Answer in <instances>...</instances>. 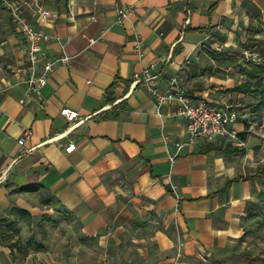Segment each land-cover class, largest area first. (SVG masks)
Segmentation results:
<instances>
[{
  "label": "crops",
  "instance_id": "obj_1",
  "mask_svg": "<svg viewBox=\"0 0 264 264\" xmlns=\"http://www.w3.org/2000/svg\"><path fill=\"white\" fill-rule=\"evenodd\" d=\"M17 1L53 36L43 61L72 60L28 93L26 41L0 8V264H182L231 252L264 194V135L238 111L255 93L241 61L255 55L245 34L264 0ZM146 67L159 90L175 77L193 99L237 109V136L184 146L171 164L186 120L171 105L158 114L132 83Z\"/></svg>",
  "mask_w": 264,
  "mask_h": 264
},
{
  "label": "built area",
  "instance_id": "obj_2",
  "mask_svg": "<svg viewBox=\"0 0 264 264\" xmlns=\"http://www.w3.org/2000/svg\"><path fill=\"white\" fill-rule=\"evenodd\" d=\"M22 4L17 0H0V8H3L18 27L26 41V62L28 74L22 80L28 93L38 94V90L47 82L48 72L53 68L55 62L68 64L72 56H61L55 60L43 61V42L49 41L53 36L37 30L31 22L23 15ZM130 7L119 11L117 21L125 19ZM48 11L41 10L40 15L45 17ZM92 41V40H91ZM138 47V46H137ZM158 73L152 67L143 68L140 72L132 75L133 84H141L155 97L158 114L164 106L171 105L173 109L171 116L184 118L186 120V134L174 143L175 150H167L169 161L174 163L178 151L184 146L195 145L198 141H211L215 137H226L229 139L237 136L233 125L238 121L237 109L227 103L217 104L204 99H193L187 91L179 84L177 78H172L166 90L155 87L154 81ZM90 82V81H88ZM24 100H21V102ZM60 114L69 122L76 121L77 112L63 107ZM24 138H19L17 144L22 145ZM74 149V144H69L66 151Z\"/></svg>",
  "mask_w": 264,
  "mask_h": 264
},
{
  "label": "rangeland",
  "instance_id": "obj_3",
  "mask_svg": "<svg viewBox=\"0 0 264 264\" xmlns=\"http://www.w3.org/2000/svg\"><path fill=\"white\" fill-rule=\"evenodd\" d=\"M246 57L257 60L258 54L255 53L253 56L247 54ZM241 63L246 66L245 61H241ZM248 78L247 75L243 77L250 81ZM250 90L249 92L255 93L243 107L238 108V111L245 113L252 119V122H255L252 126L253 130L264 135V99L262 100L260 93L262 88L255 86ZM256 204L248 213L245 232L239 240V244L231 252L212 254L205 260L184 256L182 264H262L264 258V194Z\"/></svg>",
  "mask_w": 264,
  "mask_h": 264
},
{
  "label": "trees",
  "instance_id": "obj_4",
  "mask_svg": "<svg viewBox=\"0 0 264 264\" xmlns=\"http://www.w3.org/2000/svg\"><path fill=\"white\" fill-rule=\"evenodd\" d=\"M61 1V0H57ZM65 1V0H63ZM58 3V2H57ZM256 10V17L257 24L249 26L246 30V39L245 44L248 50L251 51V53H257L258 59L255 60L252 57L248 58L246 61V65L249 67V69L246 71V75L251 79V82H249V86L253 84V80H255L254 85L256 87L262 88L260 91L262 100L264 99V14L261 13V11L255 7ZM262 34L261 38H257L256 35ZM251 35V36H250ZM234 90L237 91H245V85L240 84L234 88ZM261 100V101H262ZM261 104L258 106L260 108ZM256 111V110H255ZM258 174L264 175V165L262 169L258 172ZM12 212H14V215L19 217L20 219L25 220L28 224L31 223L32 217L25 211L20 210L18 208H12ZM38 247V246H37ZM264 264V258L262 259Z\"/></svg>",
  "mask_w": 264,
  "mask_h": 264
}]
</instances>
